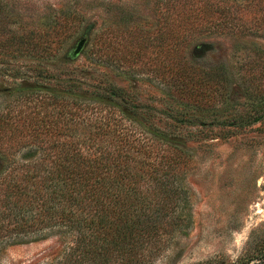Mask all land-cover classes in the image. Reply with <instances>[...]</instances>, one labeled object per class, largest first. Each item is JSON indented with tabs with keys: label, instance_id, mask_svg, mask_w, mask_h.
<instances>
[{
	"label": "rangeland",
	"instance_id": "obj_1",
	"mask_svg": "<svg viewBox=\"0 0 264 264\" xmlns=\"http://www.w3.org/2000/svg\"><path fill=\"white\" fill-rule=\"evenodd\" d=\"M167 1H187L198 11L194 22L203 26L168 38ZM4 3L18 29L38 25L48 3L80 15L82 30L73 39L54 38L50 67L62 79L73 74L84 90L92 78L127 90L131 112L108 113L131 145L155 154L161 129L180 127L179 138L169 144L183 161L175 176L180 192L172 203L162 197L160 212L173 228L166 226L161 241L146 248L142 263L130 264H264V117L238 131L220 124L249 105L243 78L264 92V0H81L78 8L73 0ZM221 23L225 30H200ZM6 31L0 21V108L19 104V94L3 91L17 87L13 74L26 72L31 61L23 52L4 57ZM88 32L87 44L75 54ZM223 71L232 84L228 108L212 88L213 75ZM83 102L86 116L104 117L111 107L95 97ZM145 111L153 113V122H146ZM195 132L200 136L192 138ZM63 250L57 236L6 246L0 248V264H90L54 263Z\"/></svg>",
	"mask_w": 264,
	"mask_h": 264
},
{
	"label": "trees",
	"instance_id": "obj_2",
	"mask_svg": "<svg viewBox=\"0 0 264 264\" xmlns=\"http://www.w3.org/2000/svg\"><path fill=\"white\" fill-rule=\"evenodd\" d=\"M73 2L76 8L81 4ZM169 2L164 11L168 38L203 26L194 22L198 11L187 1ZM55 7L48 3L38 25L18 29L11 26L12 15L0 0V21L7 30L1 41L4 57L16 58L21 52L31 56L26 72L13 74L17 87L3 91L5 96L19 94V104L0 108V248L57 236L64 250L54 263H142L146 248L159 243L166 226L174 225H165L160 212L161 198L172 203L169 199L176 200L180 192L175 176L183 161L178 150L169 149L180 127H160L164 131L155 154L122 138L108 111L131 112L127 90L96 78L84 90L73 74L62 79L63 73L50 67L54 38L71 40L82 30L77 12ZM224 23L200 30H225ZM88 34L82 38L86 44ZM226 75H213L212 88L228 108L232 84ZM242 81L249 105L220 123L237 131L264 117V92L250 77ZM92 97L111 106L104 117L86 116L83 100ZM145 117L147 123L154 121L152 112L145 111Z\"/></svg>",
	"mask_w": 264,
	"mask_h": 264
},
{
	"label": "water",
	"instance_id": "obj_3",
	"mask_svg": "<svg viewBox=\"0 0 264 264\" xmlns=\"http://www.w3.org/2000/svg\"><path fill=\"white\" fill-rule=\"evenodd\" d=\"M84 43H85V40H83V41H81V42L79 43L78 48H77L75 54H78V53L82 50V48H83V46H84Z\"/></svg>",
	"mask_w": 264,
	"mask_h": 264
}]
</instances>
